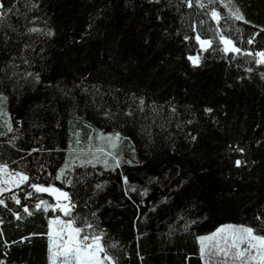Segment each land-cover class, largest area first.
<instances>
[{"label": "trees", "instance_id": "obj_1", "mask_svg": "<svg viewBox=\"0 0 264 264\" xmlns=\"http://www.w3.org/2000/svg\"><path fill=\"white\" fill-rule=\"evenodd\" d=\"M226 1L0 0V166L27 177L0 195V264H49L57 212L36 186L114 264H203L198 237L224 223L264 239V2ZM88 126L137 162L59 175Z\"/></svg>", "mask_w": 264, "mask_h": 264}, {"label": "rangeland", "instance_id": "obj_2", "mask_svg": "<svg viewBox=\"0 0 264 264\" xmlns=\"http://www.w3.org/2000/svg\"><path fill=\"white\" fill-rule=\"evenodd\" d=\"M228 9L226 0H221ZM264 2V0H262ZM237 7L235 3L231 2ZM237 9V8H236ZM217 19V15H214ZM200 48L206 49L209 41L197 38ZM226 52H236L233 43L222 40ZM259 63L264 64V53L257 54ZM193 62L197 59L192 58ZM0 123L10 128L7 111V97L0 93ZM86 131L83 137V132ZM137 162L135 149L119 133L104 132L95 127L86 129L75 127L71 131L66 159L59 168L61 175L76 165L101 166L115 169L123 164ZM27 177L21 173L12 174L5 166H0V195L24 185ZM42 201L52 199L56 216L50 220L49 264H114L105 253L101 235L95 228L76 227L67 216L71 211L67 194L55 187L36 186ZM203 264H264V239L256 235L244 223H224L211 232L198 237Z\"/></svg>", "mask_w": 264, "mask_h": 264}, {"label": "crops", "instance_id": "obj_3", "mask_svg": "<svg viewBox=\"0 0 264 264\" xmlns=\"http://www.w3.org/2000/svg\"><path fill=\"white\" fill-rule=\"evenodd\" d=\"M67 199H68V197H67ZM51 220H53V219H51ZM49 232H50V224H49ZM201 256V255H200ZM202 257V256H201ZM202 262H203V259H202Z\"/></svg>", "mask_w": 264, "mask_h": 264}]
</instances>
